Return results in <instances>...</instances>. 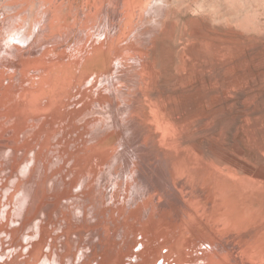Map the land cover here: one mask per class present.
<instances>
[{"label":"bare ground","instance_id":"bare-ground-1","mask_svg":"<svg viewBox=\"0 0 264 264\" xmlns=\"http://www.w3.org/2000/svg\"><path fill=\"white\" fill-rule=\"evenodd\" d=\"M3 1L0 264L196 263L182 242L187 235L183 229L190 226L194 231V212L174 210L179 220L157 228L149 239L163 201L155 198L158 189L153 191L156 196L151 193L158 182L139 180L145 156H138L140 148L134 147L137 134L124 135L129 120L126 124L125 118L113 120L119 97L112 86L118 69L112 66L111 49L130 27L131 4L121 15L122 28L117 29L115 24L101 25L96 20L102 8L98 4L88 13L81 9V15L70 12L61 18L53 11L62 14L61 2ZM115 12L107 10L106 16ZM74 52L78 57L72 64ZM121 138L134 156L120 148ZM17 221L19 232L11 229ZM22 236L28 240L26 244ZM211 238L216 240V236ZM140 243L143 246L135 251ZM198 255L196 252L201 257ZM203 259L204 264H228L225 257L218 256L214 262L205 254Z\"/></svg>","mask_w":264,"mask_h":264},{"label":"rangeland","instance_id":"rangeland-1","mask_svg":"<svg viewBox=\"0 0 264 264\" xmlns=\"http://www.w3.org/2000/svg\"><path fill=\"white\" fill-rule=\"evenodd\" d=\"M110 1L52 3H63L61 15L53 10L61 18L101 5L96 20L117 29L128 4L133 8L130 27L111 49L119 97L113 120L130 121L124 135L137 134L133 144L147 164L139 180L157 181L151 193L158 189V197L152 194L167 204L155 201L159 210L149 239L157 228L176 223L177 212H194V231L183 229L182 242L196 263L204 264L206 254L214 262L220 256L228 264H264V0ZM124 138L120 148L134 156ZM19 225L11 229L19 232Z\"/></svg>","mask_w":264,"mask_h":264}]
</instances>
